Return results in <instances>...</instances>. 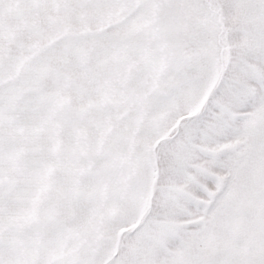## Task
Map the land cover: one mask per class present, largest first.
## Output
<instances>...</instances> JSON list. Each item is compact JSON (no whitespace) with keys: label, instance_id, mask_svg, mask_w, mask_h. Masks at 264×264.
Listing matches in <instances>:
<instances>
[{"label":"crops","instance_id":"1","mask_svg":"<svg viewBox=\"0 0 264 264\" xmlns=\"http://www.w3.org/2000/svg\"><path fill=\"white\" fill-rule=\"evenodd\" d=\"M151 10L152 0H35V35L0 37V64L21 59L2 73L18 83L0 84L2 264H62L75 235H113L135 201L123 164L151 137L139 130L157 67Z\"/></svg>","mask_w":264,"mask_h":264},{"label":"snow or ice","instance_id":"2","mask_svg":"<svg viewBox=\"0 0 264 264\" xmlns=\"http://www.w3.org/2000/svg\"><path fill=\"white\" fill-rule=\"evenodd\" d=\"M160 7L181 71L158 105L176 107L154 133L168 136L155 149L150 209L140 218L130 200L113 235L134 225L121 239L140 251L126 264H149L146 237L195 244L231 213L246 216L247 227L227 229L209 264H264V0H160ZM171 259L184 264L180 252Z\"/></svg>","mask_w":264,"mask_h":264},{"label":"rangeland","instance_id":"3","mask_svg":"<svg viewBox=\"0 0 264 264\" xmlns=\"http://www.w3.org/2000/svg\"><path fill=\"white\" fill-rule=\"evenodd\" d=\"M151 13V30L158 47L157 67L151 76L144 102L141 104V124L139 125V130H143L144 133L150 132L151 137L148 141L141 137L137 140L138 145L131 144L125 154L123 164V192L124 195H129L139 202L140 218L147 214L151 206L157 159L156 146L168 136L166 132L162 136L154 137V133L158 132L161 122L166 120L176 107L175 101H173L169 107L162 109L158 105V100L169 94L170 89L174 86L176 76L181 71L179 67L180 53L173 43L171 32L162 25L163 12L160 0H152ZM187 15L190 16L191 13ZM34 24L35 0H0V37H14L16 40L24 36L32 37L35 35ZM10 57L16 58V60H11ZM18 57V54L10 55L7 64H0V84L6 80L8 83H18V75L3 76L2 74L4 67L7 68L9 74L15 72V68L20 67L21 59ZM198 108L199 105L192 107L189 115H194ZM154 138H158V140L152 146ZM148 171H151L153 176L152 184H148L146 181V172ZM124 207L127 209L126 205ZM136 223L139 224L140 219H137ZM247 224L246 216L234 220L231 213H226L195 244H189L179 236L174 242H166L155 236H149L143 241V248L154 258L149 264H173L171 258L177 252H180L184 264H209L212 257L221 250L225 231L229 228L244 230ZM132 227L134 225L123 229L117 236H102L87 232L75 235L73 246L62 264H112L121 250H124V255L116 261V264H126L129 254L136 255L140 251L121 239L124 233L131 232Z\"/></svg>","mask_w":264,"mask_h":264}]
</instances>
